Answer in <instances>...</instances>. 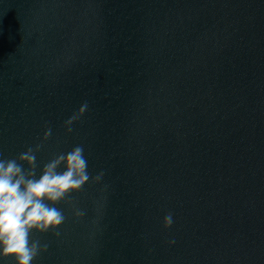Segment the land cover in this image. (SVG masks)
Here are the masks:
<instances>
[{"label":"water","instance_id":"1","mask_svg":"<svg viewBox=\"0 0 264 264\" xmlns=\"http://www.w3.org/2000/svg\"><path fill=\"white\" fill-rule=\"evenodd\" d=\"M46 126L90 179L32 264H264V0H0V159Z\"/></svg>","mask_w":264,"mask_h":264},{"label":"clouds","instance_id":"2","mask_svg":"<svg viewBox=\"0 0 264 264\" xmlns=\"http://www.w3.org/2000/svg\"><path fill=\"white\" fill-rule=\"evenodd\" d=\"M82 104L77 112L64 122L65 134L73 131L72 125L87 110ZM46 126L40 143L30 146L12 159H0V256L12 258L15 264H32L48 247L40 240H32L31 234L56 232L66 217L55 205L71 204L70 196L80 192L90 179L88 160L82 145L70 151L54 154L40 169L37 177V153L51 136ZM62 169V170H61ZM103 173L92 178L99 182ZM73 207V215L80 219L84 213ZM168 214L163 220L167 229L172 224Z\"/></svg>","mask_w":264,"mask_h":264}]
</instances>
